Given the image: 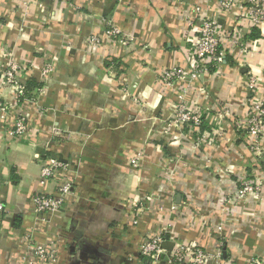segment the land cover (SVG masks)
I'll use <instances>...</instances> for the list:
<instances>
[{"label": "crops", "instance_id": "obj_1", "mask_svg": "<svg viewBox=\"0 0 264 264\" xmlns=\"http://www.w3.org/2000/svg\"><path fill=\"white\" fill-rule=\"evenodd\" d=\"M195 4L224 29L240 24L248 45L186 90L201 111L200 130L213 133L198 145L194 131L166 129L175 97L159 81L160 72L189 64L195 32L187 19ZM217 9L216 0H0V63L20 64V79L37 94L0 117V264H19L29 238L55 246L56 264H151L138 246L168 223L166 248L178 239L221 252L207 264L264 255V194L235 197L242 179L264 184V160L236 127L244 118L245 70L264 82V24H243L242 6ZM111 26L132 44L108 37ZM45 62L54 69L38 94ZM0 100L13 103L14 95L2 90ZM19 110L33 134H10ZM47 155L68 163L74 190L64 207L38 215L33 195L55 188L40 179ZM138 203L145 208L135 214Z\"/></svg>", "mask_w": 264, "mask_h": 264}, {"label": "built area", "instance_id": "obj_2", "mask_svg": "<svg viewBox=\"0 0 264 264\" xmlns=\"http://www.w3.org/2000/svg\"><path fill=\"white\" fill-rule=\"evenodd\" d=\"M169 2H179L180 0H167ZM219 12H226L235 7L242 6L245 9L243 24L253 29L264 24V0H216ZM246 22V23H245ZM187 25L194 32V39L191 44L189 64L187 67H172L159 73L161 84L170 88L174 94L173 115L166 120V129L177 128L179 133H183L188 128L194 131L195 142L200 144L208 141L211 134L203 133L200 130L202 125V115L198 107L190 104L185 97L188 87H192L200 76L210 73L213 67L216 69L224 62L227 53L234 51L239 55L247 53V41L238 36L240 24L233 29H224L218 19L211 15L203 5L195 4L189 13ZM108 37L123 46L132 44L133 38L122 32L119 28L111 26L106 28ZM241 35V34H240ZM97 42V38H92ZM226 45L230 46L228 49ZM230 50V51H229ZM228 51V52H227ZM234 52V53H235ZM242 66V65H241ZM53 63L45 62L40 68L42 82L37 88L38 94L45 90V83L49 80L53 72ZM22 67L15 61L9 60L0 63V93L7 90L14 95L13 103H6L0 100L1 119L8 118L10 107H17V103L23 101H34V96H29L28 86L20 79ZM247 80V96L243 103V120L236 123V127L241 134L246 137L248 148L252 155L264 160V82L251 72L245 70ZM18 110V109H17ZM223 113L229 115L230 108L223 109ZM10 134L15 136H28L35 132L34 127L28 119L27 114L19 110L11 126ZM165 130V132L167 131ZM55 133L59 131L54 129ZM138 157L135 159L137 165ZM69 165L67 162L55 158L53 155L43 156L40 179L42 182L53 180L55 183L54 193L37 191L33 195V210L38 215L54 212L64 207L69 196L73 195L74 181L68 175ZM264 194V184L259 180L242 179L236 189L237 199L253 196L261 198ZM225 201H231L226 198ZM145 206L136 205L133 208L135 214H139ZM175 209L174 206L171 209ZM6 213L4 202L0 198V223ZM137 219L133 220L136 224ZM170 223L162 226L150 237L142 240L138 246V252L142 257L149 259L151 264H207L210 260H220L221 252L211 253L196 244L184 243L178 239H172V248L167 249L165 243L170 230ZM29 238V237H27ZM25 252L19 264H56L58 261V251L53 245L39 244L32 239H27ZM10 264V263H9ZM12 264V263H11ZM248 264H264V255L251 258Z\"/></svg>", "mask_w": 264, "mask_h": 264}, {"label": "trees", "instance_id": "obj_3", "mask_svg": "<svg viewBox=\"0 0 264 264\" xmlns=\"http://www.w3.org/2000/svg\"><path fill=\"white\" fill-rule=\"evenodd\" d=\"M29 89V91H30V93H29V96H34L35 94L33 93V91L30 89V88H28ZM145 258V257H144ZM146 259V258H145ZM146 260H148V259H146Z\"/></svg>", "mask_w": 264, "mask_h": 264}, {"label": "rangeland", "instance_id": "obj_4", "mask_svg": "<svg viewBox=\"0 0 264 264\" xmlns=\"http://www.w3.org/2000/svg\"><path fill=\"white\" fill-rule=\"evenodd\" d=\"M194 138H195V134H194ZM247 179V178H246Z\"/></svg>", "mask_w": 264, "mask_h": 264}]
</instances>
